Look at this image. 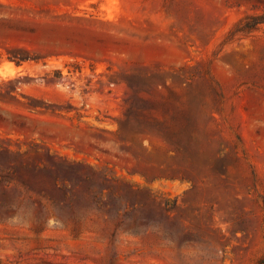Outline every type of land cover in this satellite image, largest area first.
Listing matches in <instances>:
<instances>
[{"label": "rangeland", "instance_id": "1", "mask_svg": "<svg viewBox=\"0 0 264 264\" xmlns=\"http://www.w3.org/2000/svg\"><path fill=\"white\" fill-rule=\"evenodd\" d=\"M0 264H264V0H0Z\"/></svg>", "mask_w": 264, "mask_h": 264}, {"label": "trees", "instance_id": "2", "mask_svg": "<svg viewBox=\"0 0 264 264\" xmlns=\"http://www.w3.org/2000/svg\"><path fill=\"white\" fill-rule=\"evenodd\" d=\"M259 22V21H258Z\"/></svg>", "mask_w": 264, "mask_h": 264}]
</instances>
